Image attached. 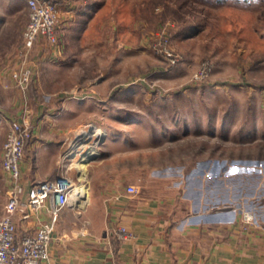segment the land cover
<instances>
[{
  "label": "rangeland",
  "instance_id": "obj_1",
  "mask_svg": "<svg viewBox=\"0 0 264 264\" xmlns=\"http://www.w3.org/2000/svg\"><path fill=\"white\" fill-rule=\"evenodd\" d=\"M75 4L59 2L55 44L39 36L26 49L23 0H0V70L16 63L11 74L20 73L42 53L51 60L35 83L27 69L23 85L0 84V115L15 99L54 114L66 99L81 138L68 141L63 161L74 164V191L84 186L86 196L96 194L101 176L115 172L177 181L184 196L234 209L242 224L264 230V0ZM30 86L63 97L28 96ZM99 129L108 140L90 136ZM90 149L96 153L79 178L75 162Z\"/></svg>",
  "mask_w": 264,
  "mask_h": 264
},
{
  "label": "crops",
  "instance_id": "obj_2",
  "mask_svg": "<svg viewBox=\"0 0 264 264\" xmlns=\"http://www.w3.org/2000/svg\"><path fill=\"white\" fill-rule=\"evenodd\" d=\"M57 1L62 5L67 0ZM79 1L71 0V3ZM50 62L42 53L24 61L25 66L21 67L30 71L31 83H35L39 80L38 70ZM14 67L16 63L9 72L0 70L2 88L11 89L12 83L6 84L15 81L11 76ZM27 94L63 97L57 90L44 92L35 86L28 87ZM5 109L0 115V214L11 189L9 177L1 168V146L10 120L26 125L31 132L28 139L31 142L25 144L19 164L22 200L33 184L58 171L66 158L68 141L81 140L77 137L76 111L68 107L66 99L59 100L55 114L50 109L44 112L37 102L18 104L16 99ZM106 136L100 140H108ZM41 140L47 141L41 143ZM96 184L98 193L85 195L75 204L81 208L79 212H73L70 207L61 211L52 233L49 258L44 264H264V230L242 224V215L234 209L222 211L216 207L218 203L210 200L203 203L201 195L198 199L184 196L177 181L142 182L115 172L105 173ZM162 184L167 190L157 191V186ZM128 185L135 186L137 193H126ZM197 187L193 189L201 190V184ZM39 216L49 221L46 210ZM33 223L28 222V226ZM119 227L134 237L118 239L114 231Z\"/></svg>",
  "mask_w": 264,
  "mask_h": 264
},
{
  "label": "built area",
  "instance_id": "obj_3",
  "mask_svg": "<svg viewBox=\"0 0 264 264\" xmlns=\"http://www.w3.org/2000/svg\"><path fill=\"white\" fill-rule=\"evenodd\" d=\"M28 11V21L22 32L24 47L30 49L37 37H44L48 43L55 44V26L59 19L57 0H24ZM12 77L23 85L28 80L27 68ZM31 137L29 128L15 120L7 124L2 141L1 168L8 175L11 189L7 192L6 202L0 214V264H44L49 258V245L55 224L64 208L69 205V189L72 181L69 176L71 164H64L51 177L33 184L26 192L19 183V164L24 157V146ZM101 137V136H100ZM68 157V156H67ZM128 194H136L137 188L128 185ZM46 210L49 221H43L39 214ZM245 223L252 217L243 216ZM34 222L28 226V222ZM19 224V229H18ZM120 240L132 239L134 235L125 228L115 229Z\"/></svg>",
  "mask_w": 264,
  "mask_h": 264
},
{
  "label": "bare ground",
  "instance_id": "obj_4",
  "mask_svg": "<svg viewBox=\"0 0 264 264\" xmlns=\"http://www.w3.org/2000/svg\"><path fill=\"white\" fill-rule=\"evenodd\" d=\"M94 132V131H93ZM89 133L83 131L82 133V136H88ZM104 133L99 129V130H95L94 132V135H90V136H95V137H100V136H103ZM81 136V135H80ZM95 151L90 149L88 151H85V153H81L80 154V158L75 162V166L74 167L75 169L78 170V173H79V178H83L84 176V172H85V161L86 159L89 157H91V155H95L94 154ZM78 154V151L77 152H73L72 150V155L71 156H76ZM91 158H89L87 160V162L90 160ZM71 165H74V164H71ZM73 168V167H72ZM79 190L80 191H74V186L72 185L69 189V204H71L72 207L75 206V204L79 201V199L83 198L84 195L87 194V190H86V187L84 186H78ZM78 208V207H76Z\"/></svg>",
  "mask_w": 264,
  "mask_h": 264
}]
</instances>
